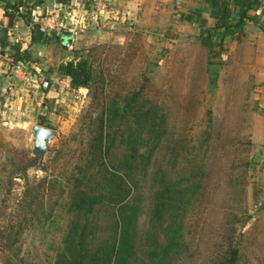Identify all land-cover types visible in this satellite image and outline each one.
I'll use <instances>...</instances> for the list:
<instances>
[{
    "label": "rangeland",
    "instance_id": "1",
    "mask_svg": "<svg viewBox=\"0 0 264 264\" xmlns=\"http://www.w3.org/2000/svg\"><path fill=\"white\" fill-rule=\"evenodd\" d=\"M195 1L149 0L110 29L123 35L120 43L106 40L107 21L94 7L78 24L67 4L29 14V22H70L72 49L63 53L61 33H52L17 53L24 68L16 73L11 53L0 51V264H69L76 251L84 264L113 263L103 253L114 234L105 203L119 181L94 173L99 135L109 150L103 164L126 157L136 183L122 178L135 218L117 264H222L230 248L235 264H264V87L219 33H211V50L199 43L206 29L194 18ZM25 11L16 21H27ZM71 59L90 66L79 98L55 72ZM53 80L62 87L51 99ZM110 104L119 116L107 117L100 131L99 112ZM32 126L53 132L40 163L31 155ZM79 168L86 175L79 190L95 189L89 200L103 202L91 214L74 210ZM157 193L169 199L160 216Z\"/></svg>",
    "mask_w": 264,
    "mask_h": 264
},
{
    "label": "crops",
    "instance_id": "2",
    "mask_svg": "<svg viewBox=\"0 0 264 264\" xmlns=\"http://www.w3.org/2000/svg\"><path fill=\"white\" fill-rule=\"evenodd\" d=\"M35 1L21 0L22 4L30 8L28 9L30 15H40V13H46L52 9H59L70 4L73 7L71 12L77 14L78 24H81L82 17L86 15L87 11L91 7H94L92 0H64L63 3L57 0H39L40 4L31 7ZM102 1H104V4ZM148 1L99 0L102 8L105 9L97 10L94 8L98 11V20L103 22L105 20L107 21L105 22V29L109 30H106V34L104 35L106 40L115 39L116 43L122 42L123 35L115 32L116 28L112 31L110 29H113L115 26H122L125 20L127 21L129 17H132L133 10H144L145 3ZM182 2H185V0ZM16 4L17 2L15 0H0V51H7L9 54L14 51L18 53L25 49L29 50L30 47L28 46L34 47L35 45H39L44 39L45 42H48V37H50V35L43 36L39 33L32 32L29 24L16 21V19L13 21L11 27L6 28L5 19L2 17V8L5 6H15ZM194 4L200 5V9L194 12V18H197L198 25L201 27L200 29H206L210 33L218 20V12L220 11V14L224 12L227 15L225 23L227 26L232 27V36L230 37L226 34L221 40L222 43L228 42L229 47L235 51L234 58L240 60L242 68L248 70L249 75L254 76L258 85H263L264 87V0H196ZM21 9L25 10L26 8L20 7L18 11H21ZM90 15H92L91 11ZM36 17L34 20H37ZM94 19L93 22L95 23L96 21ZM70 33L69 48L72 49L76 43V37L74 36V32ZM18 35L24 36V43L19 42V44H16L17 41L15 38L19 39L17 37ZM32 38L34 41L31 40ZM226 38L228 41H226ZM62 51L64 53L65 49L62 48ZM53 83L55 86H49L46 89L47 96L48 94L53 95L49 96L51 99L55 97V94L57 95L58 90H60L59 87H62L59 86L62 85L61 82L58 83L57 80H53ZM71 90L74 91V89Z\"/></svg>",
    "mask_w": 264,
    "mask_h": 264
},
{
    "label": "trees",
    "instance_id": "3",
    "mask_svg": "<svg viewBox=\"0 0 264 264\" xmlns=\"http://www.w3.org/2000/svg\"><path fill=\"white\" fill-rule=\"evenodd\" d=\"M17 4L15 6H5L2 8V17L6 21V28H9L12 26L13 21L16 18L22 17L20 16L21 13L18 12V8L24 7L25 11V16L24 18L27 24L30 25V29L32 32L37 33L36 31V26L29 22L30 20V15L29 11L24 4H22L21 0H15ZM60 3H63L64 0H57ZM40 4L39 0H36L31 7L37 6ZM227 18V15L222 12L220 14V11L218 12V20L216 21L214 27L212 28V34H217L219 33V43H221V40L228 34L230 37L231 32H232V27L227 26L225 23V19ZM221 30V32H219ZM211 33L209 31L204 32V37L199 40V43L207 48V49H212L214 45L211 42ZM32 41L33 38L31 39ZM17 55V56H16ZM214 55V54H211ZM10 57H12L16 62H24V59L18 58V54L14 51L11 53ZM22 60V61H21ZM55 72L61 76H63L66 79H69L68 85L71 89H78V88H87L88 84L91 82L92 76H91V71H90V66L86 59H79V60H68L64 64H60L55 68ZM49 72L47 71L45 74L47 75ZM126 109H124L125 111ZM128 110L130 111L131 108L129 107ZM139 108H134L133 115L139 113ZM149 113H145V117H148ZM109 116L113 118L118 117V110L116 107L112 104L109 106H104L98 115V125H99V130L101 131L103 129V124L105 120H107V117ZM102 136L99 135L97 142H96V156L97 160L100 162L99 167L96 168L95 170V175L99 177L100 179H104L106 177H111L114 179H117L119 183L114 185V192L113 194L108 198L106 201L105 205L107 206L108 213L111 214V221L113 222V237L112 240H106V247L104 248V255H107L108 252L111 254V258H113V263L112 264H117L119 261L122 260L121 254L125 252L127 249V241L129 238V232L132 231L133 229V224H134V214H130L131 212L130 207L125 203L124 201L128 197L130 193V189L126 187V183L123 181L122 178L126 180V182L133 188L136 187V183L133 180V170L131 168L130 163L128 162L126 157H123L119 163L113 164L109 162L108 165L103 164V160L108 157L109 150L107 147V144H105L104 140L101 138ZM93 148V147H92ZM132 159H134V162L136 164H143L144 161L146 160L144 156L138 155L136 156L134 153L130 155ZM121 172V177L117 175V173ZM75 176H73V181L76 183V186L74 189L77 191L75 192V196L78 197L77 199V204L74 208L75 211H85L87 214H91L93 212V206L95 204H102L103 202H99L98 198H92L96 193H98L95 189L93 190L92 188H87L86 190H79V185L81 183V180L85 179V172L83 169L79 168L75 171L74 173ZM88 177V176H87ZM91 178L92 176L90 175L88 179ZM98 186V184H97ZM165 193H168V191H165ZM166 202L164 201L163 196H161V193H157L154 200H155V207H154V212L157 214V216L162 215L161 213L167 206V201H169L168 198H165ZM89 200V201H88ZM104 205V204H103ZM112 225V223H111ZM169 248V246H168ZM101 251H98V253H93V256H98L101 254ZM227 260L222 263V264H235L236 258H237V250L235 248H230L228 251V256ZM97 258L94 257L95 260ZM9 261V260H8ZM7 261L6 264H10ZM85 262V257L79 252L76 251V254L73 256L71 259V262L69 264H84Z\"/></svg>",
    "mask_w": 264,
    "mask_h": 264
},
{
    "label": "built area",
    "instance_id": "4",
    "mask_svg": "<svg viewBox=\"0 0 264 264\" xmlns=\"http://www.w3.org/2000/svg\"><path fill=\"white\" fill-rule=\"evenodd\" d=\"M93 5L97 10L103 9L101 4L98 0H92ZM98 1V2H97ZM183 0H174V5L177 7L180 3H182ZM32 23L36 26L37 33L43 35V36H49L52 33H62V32H70L71 24L70 22H66L65 19L60 20L57 17L54 16H48L47 18L43 19L42 21H32ZM24 64L21 62H16L15 65H13V72H18L20 69H23ZM80 91H75V98L80 97Z\"/></svg>",
    "mask_w": 264,
    "mask_h": 264
},
{
    "label": "water",
    "instance_id": "5",
    "mask_svg": "<svg viewBox=\"0 0 264 264\" xmlns=\"http://www.w3.org/2000/svg\"><path fill=\"white\" fill-rule=\"evenodd\" d=\"M71 33L62 32L60 34V43L63 49H66L70 44ZM69 82V79H67ZM31 134V155L38 159V163L42 160L45 149L49 141L53 138V132L47 128L32 126L30 129Z\"/></svg>",
    "mask_w": 264,
    "mask_h": 264
}]
</instances>
